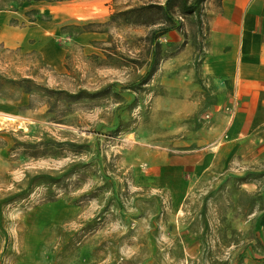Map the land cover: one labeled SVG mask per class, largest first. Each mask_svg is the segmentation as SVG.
<instances>
[{
	"label": "rangeland",
	"instance_id": "obj_1",
	"mask_svg": "<svg viewBox=\"0 0 264 264\" xmlns=\"http://www.w3.org/2000/svg\"><path fill=\"white\" fill-rule=\"evenodd\" d=\"M164 1L53 0L68 27L60 63L51 46L0 47V264L264 263V166L167 165L183 154L162 80L179 59L165 62L189 42L181 61L199 67L203 18L186 17L174 44L161 38L146 78L158 24L117 14Z\"/></svg>",
	"mask_w": 264,
	"mask_h": 264
},
{
	"label": "crops",
	"instance_id": "obj_2",
	"mask_svg": "<svg viewBox=\"0 0 264 264\" xmlns=\"http://www.w3.org/2000/svg\"><path fill=\"white\" fill-rule=\"evenodd\" d=\"M54 3L0 8V47L44 53L51 46L62 62L66 52L58 35L64 24L53 16ZM202 13L206 38L199 67L185 69L181 61L189 42L165 62L179 59L177 72L162 80L164 96L177 110V149L183 154L167 165L181 174L226 172L236 161L264 166V0H206ZM180 34L171 30L163 42L174 44Z\"/></svg>",
	"mask_w": 264,
	"mask_h": 264
},
{
	"label": "trees",
	"instance_id": "obj_3",
	"mask_svg": "<svg viewBox=\"0 0 264 264\" xmlns=\"http://www.w3.org/2000/svg\"><path fill=\"white\" fill-rule=\"evenodd\" d=\"M29 1L30 0H21L18 4L13 6L18 7L19 5L28 3ZM205 1L206 0H165L163 3L148 2L141 5L132 6L117 13L123 15V20L131 24H158V27L153 29L147 37V40L151 43L153 49L151 57L152 62L145 75L146 78L150 77L156 72L160 60L165 58L161 55V38L166 36L171 30L182 31L183 21L190 15H196L198 17V21L202 23V10ZM3 7H5V5H0V8ZM117 14L114 13L111 15V18L115 19ZM67 28V25L62 26L61 31L63 32ZM83 31L91 30L86 28ZM81 32L82 31L79 33ZM26 80L31 79L26 78ZM28 89L30 90L31 88L28 87ZM82 92L76 94V97L82 96Z\"/></svg>",
	"mask_w": 264,
	"mask_h": 264
}]
</instances>
